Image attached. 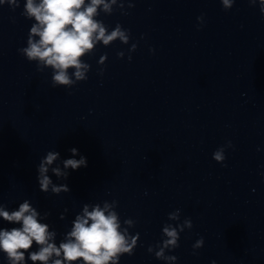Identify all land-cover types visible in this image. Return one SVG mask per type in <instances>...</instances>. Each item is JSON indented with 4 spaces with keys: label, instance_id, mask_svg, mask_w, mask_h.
Instances as JSON below:
<instances>
[{
    "label": "clouds",
    "instance_id": "1",
    "mask_svg": "<svg viewBox=\"0 0 264 264\" xmlns=\"http://www.w3.org/2000/svg\"><path fill=\"white\" fill-rule=\"evenodd\" d=\"M225 11L232 8L235 0H220ZM252 6L259 5V11L264 15V0H248ZM8 3L13 6V10L19 7V0H0V5ZM117 4V0H26L22 15L26 18H34L28 38L27 46L18 49L29 62H37V71H43L44 67L53 70L52 87L67 86L72 88L77 81L87 80V73L90 65L81 60L86 53H90L98 42L105 46L119 40L122 44H129L130 31L117 24L112 31H108L104 23L95 19L99 15L98 9L107 14L113 11L112 6ZM102 6V8H101ZM123 3L119 7L123 8ZM129 8L134 7L133 3L128 4ZM122 14L126 15V12ZM203 23V16L197 17ZM38 37L39 39H36ZM137 48L136 43H132L128 49V59L131 61V53ZM123 51L117 52L118 58H123ZM107 59V55H102L100 62ZM74 69L69 73V69ZM104 69L100 70L103 74ZM75 77L73 79L72 77ZM232 143L228 141L226 145L219 147L213 152L212 158L224 165L225 149L231 148ZM259 151V149H258ZM72 156L78 155V149H70ZM60 156L59 152L48 151L40 160L37 167V180L41 191L47 192L52 184L51 178L47 175L50 165ZM64 169L78 170L87 167V159L80 156L79 159L69 158L63 161ZM53 174L67 179L68 172H62L59 167L52 168ZM69 191L65 185L62 188L53 185L52 191ZM110 205L105 203L101 208L95 206L92 211L85 205L83 214L78 215L73 223L72 230L67 234L66 239L60 242L59 246L51 242L55 236L54 232H49L48 225L38 220V212L25 200L19 205L18 210L8 212L0 208V217L5 221L17 222L21 224L19 228L0 229V250L6 254L9 264H21L25 261V253L33 246V242L39 246L37 251L28 253V259L32 262L40 261L42 264H73L82 260L83 264H119L122 254H133L136 246L135 237L127 234V228L121 230L118 214L110 211ZM107 213V214H106ZM180 210L177 209L168 214L169 220H178ZM91 221V223H89ZM125 224L132 226L133 221L127 219ZM192 221L185 218L183 224L173 227L166 224L162 228V233L166 239L162 240L161 246L155 252L157 259L176 260L177 257H165L164 249H175L179 247L180 232L184 228H192ZM129 240L131 241L129 243ZM204 244L201 237L193 245V248H200ZM151 246L148 252H152ZM62 257V258H60ZM213 264L215 262L213 261Z\"/></svg>",
    "mask_w": 264,
    "mask_h": 264
}]
</instances>
